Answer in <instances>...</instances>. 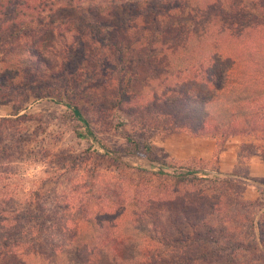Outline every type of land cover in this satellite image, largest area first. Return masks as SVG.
<instances>
[{
  "label": "trees",
  "instance_id": "obj_1",
  "mask_svg": "<svg viewBox=\"0 0 264 264\" xmlns=\"http://www.w3.org/2000/svg\"><path fill=\"white\" fill-rule=\"evenodd\" d=\"M32 98L66 105L94 143L89 102L149 134L264 132V0H0V104L16 115L0 118L1 166L30 141L10 128ZM149 134L127 135L121 150L102 144L141 174L98 198L91 178L22 194L0 174V264H264L261 200L233 190L236 174L156 158ZM197 182L207 184L188 188Z\"/></svg>",
  "mask_w": 264,
  "mask_h": 264
},
{
  "label": "rangeland",
  "instance_id": "obj_2",
  "mask_svg": "<svg viewBox=\"0 0 264 264\" xmlns=\"http://www.w3.org/2000/svg\"><path fill=\"white\" fill-rule=\"evenodd\" d=\"M88 77L91 81L98 78L94 73L88 75ZM98 84L99 82L95 83L96 86ZM99 86L105 88L102 84ZM86 103L87 101L82 104ZM85 106L87 109L84 110V114L93 125L101 139V143H94L91 140L88 141L77 136L75 128L84 127L63 103H57L53 99L32 98L25 109L21 111V114L26 113L27 116L19 119L20 122L11 124L10 128V136L13 140L16 137L25 139L27 137L30 141L25 142L23 148L21 145L18 149H14L15 161L4 166L0 165V174L10 176L11 182H14V186L22 194L41 186L43 187L42 193L45 195H52V191L57 186L59 190H66L67 192L80 184L87 183L90 180L89 178L95 182L93 190L97 198L101 195V192L105 193L108 190L112 192L116 186L126 187L132 176L138 177V174L141 173L125 166L123 161L114 162V159H108L102 155L104 149L101 146L104 144L111 150H121L128 144L127 135L132 134L136 139L144 141L141 138L148 136L149 131L136 127L131 121L122 125L123 119L120 114L105 115L97 111L91 102ZM14 113L12 103L0 104V118L15 117ZM172 128L173 126L167 128L166 131L162 129V131L150 133V141L156 146V158H160L166 163L181 164L182 162L179 159L170 156L164 150L163 144L173 133L187 132V130L177 127L172 131ZM236 137L241 138V141H239L240 153L243 156L250 158L259 154L264 158V132L259 131L255 134H243ZM216 139H218L219 148L223 149L228 139ZM34 151L39 152L40 156L44 155L45 161H31L30 152ZM108 155H111V153ZM72 161H79L76 169H72L67 165L69 162L72 164ZM215 163L214 160L211 170L204 166H199L198 169L204 174H218ZM78 167L84 169H78ZM222 176L230 178L229 175ZM231 177L236 179L231 184L234 191L242 190L246 200H261L263 206H256L253 210L256 215L255 220L264 221V181L248 176L245 164L240 165L236 175ZM47 180H56L57 182L44 185ZM154 180L155 183H152L151 187L156 189L157 192H163L157 186L159 179L155 178ZM204 183L197 182L194 185H188V188H198L207 184ZM109 195L112 199H116L114 194L110 193Z\"/></svg>",
  "mask_w": 264,
  "mask_h": 264
},
{
  "label": "crops",
  "instance_id": "obj_3",
  "mask_svg": "<svg viewBox=\"0 0 264 264\" xmlns=\"http://www.w3.org/2000/svg\"><path fill=\"white\" fill-rule=\"evenodd\" d=\"M239 141L241 138L230 137L223 149H220L218 139L198 137L187 130L173 133L163 145L170 156L179 159L185 165L196 168L204 166L211 170L215 160L218 174L234 175L239 166L245 164L248 176L264 181V158L259 154L250 158L243 156L240 153Z\"/></svg>",
  "mask_w": 264,
  "mask_h": 264
}]
</instances>
